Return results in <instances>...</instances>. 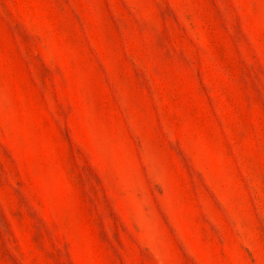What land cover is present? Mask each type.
Instances as JSON below:
<instances>
[{
	"label": "rangeland",
	"instance_id": "374dc122",
	"mask_svg": "<svg viewBox=\"0 0 264 264\" xmlns=\"http://www.w3.org/2000/svg\"><path fill=\"white\" fill-rule=\"evenodd\" d=\"M0 264H264V0H0Z\"/></svg>",
	"mask_w": 264,
	"mask_h": 264
}]
</instances>
